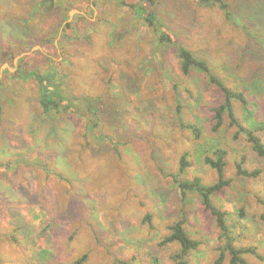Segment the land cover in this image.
I'll return each mask as SVG.
<instances>
[{
	"label": "rangeland",
	"instance_id": "obj_1",
	"mask_svg": "<svg viewBox=\"0 0 264 264\" xmlns=\"http://www.w3.org/2000/svg\"><path fill=\"white\" fill-rule=\"evenodd\" d=\"M40 1L0 0V264H73L83 255L82 264H173L175 246L158 244L176 220L201 241L190 264H212L220 231L197 194L181 201L174 180L214 183L201 160L217 147L227 150L230 184L212 204L227 213L234 247L261 256L246 262L264 264V161L243 134L233 138L226 118L210 131L220 90L200 73L181 75L174 45L159 44L128 7L140 0H52L46 10ZM226 1L235 25L196 0H153L151 9L175 44L244 92L236 117L263 127L264 144V0ZM19 69L56 70L65 95L97 102V120L82 101L43 113L36 81ZM189 123L199 139L182 127ZM242 155L257 178L236 175Z\"/></svg>",
	"mask_w": 264,
	"mask_h": 264
},
{
	"label": "trees",
	"instance_id": "obj_2",
	"mask_svg": "<svg viewBox=\"0 0 264 264\" xmlns=\"http://www.w3.org/2000/svg\"><path fill=\"white\" fill-rule=\"evenodd\" d=\"M52 0H41L38 4L43 10L49 9L52 6ZM90 1V0H86ZM120 4H125V0H116ZM198 5L207 8H216L220 11L224 21L230 25H235L233 22V14L230 11L229 3L226 0H196ZM92 5L96 6L97 2L92 1ZM153 0H140L136 4H129L137 20H141L148 27H152L157 31V41L159 44L174 45L175 56L179 61V69L181 75L189 76L191 72H197L205 76L207 82L214 85L220 90L222 100L221 102L212 107L211 111V127L210 131L215 133L224 124V119L228 120L229 127L235 128L233 135L234 139H237L240 134L246 137L247 142L250 144L251 150L254 155L264 161V144L257 136L259 132L263 131L261 126H244L236 117L234 102H238L242 107L247 106V99L243 91H234L229 89L221 79L214 75L209 63L202 58L196 57L189 49L180 44H175L174 39L167 33L164 25L158 20L151 7ZM242 29L245 31L244 27ZM18 76L32 77L38 86V99L39 105L43 113H48L51 110L57 112L69 109H76L75 106H79L80 101L87 103V111L93 119L97 120L98 107L95 100H91L88 97L83 98H69L61 90L58 80H55L57 72L50 71L44 75H40L37 72L30 71L24 73L23 70L16 72ZM93 102V103H92ZM179 108V107H178ZM76 111V110H75ZM179 111V110H178ZM95 126V124H94ZM182 127L191 131L194 139L201 137V131L195 124H185ZM93 129V127H90ZM91 129V130H92ZM227 150L222 147L215 148L209 156H204L201 160L206 166L211 168L216 174V181L210 185H205L201 182L199 177H194L191 180H174L181 201L187 202L186 197L188 193L192 192L200 197L201 205L204 210L209 212L214 218L215 223L220 231L221 246H218V256L214 259L212 264H223L228 256L227 264H248L244 259V255L250 254L259 259L261 256L257 254L256 249L252 247L236 248L233 244V237L230 235V229L226 223L227 213L222 211L217 206L212 204L211 197L222 191L230 184V180L224 176V169L226 166ZM187 160V154L181 155L179 158V172L182 173L189 166ZM245 157L242 155L239 161L235 164L236 175L246 178H257L260 175V169L255 168L247 170L243 167ZM262 205L264 201L259 200ZM240 215L242 212L240 211ZM169 233L164 236L158 245H172L175 246V252L170 256V260L173 264H190V253L197 250V247L201 245V241L191 238L184 227L183 220H176L168 227ZM85 255L77 259L73 264H82L85 260Z\"/></svg>",
	"mask_w": 264,
	"mask_h": 264
}]
</instances>
